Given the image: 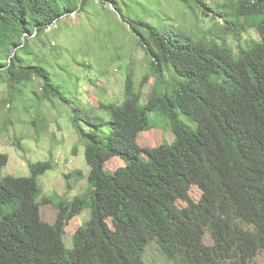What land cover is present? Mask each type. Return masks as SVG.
I'll list each match as a JSON object with an SVG mask.
<instances>
[{"label": "trees", "instance_id": "obj_1", "mask_svg": "<svg viewBox=\"0 0 264 264\" xmlns=\"http://www.w3.org/2000/svg\"><path fill=\"white\" fill-rule=\"evenodd\" d=\"M94 1L0 0V77L10 102H24L21 86L37 76L42 90L30 91L34 106L54 98L75 103L71 120L90 166L89 190L62 197L54 223L42 218L41 203L51 200L41 199L38 181L53 160L31 162L28 176L0 174V264H147L153 239L180 264H249L264 250V0H178L198 17L223 21L221 30L205 32L169 24L158 0H116L150 59L143 82H155L143 102L128 68L126 98L104 105L108 119L82 110L71 95L67 63L76 56L55 72L39 50L51 25ZM247 28L260 39L244 46ZM154 112L175 138L144 148L138 136ZM111 157L125 166L107 170ZM8 160L0 152V172ZM192 184L202 189L198 201ZM86 208L90 219L67 247L65 227ZM207 232L213 244L205 242Z\"/></svg>", "mask_w": 264, "mask_h": 264}, {"label": "rangeland", "instance_id": "obj_2", "mask_svg": "<svg viewBox=\"0 0 264 264\" xmlns=\"http://www.w3.org/2000/svg\"><path fill=\"white\" fill-rule=\"evenodd\" d=\"M101 1L95 0L86 11L64 16L60 22L51 25L44 35L46 45L40 44L39 50L55 72L57 65L67 62L70 56H76L67 63L69 78L65 82L71 84V95L82 110L99 119H108L110 112L105 110L104 105L122 103L126 98L124 89L128 68L133 73L136 89L143 102L149 98L155 77L151 76L143 82L149 72L150 59L137 44V39L133 38L129 23L114 8L116 0H105L106 3ZM158 4L169 14L166 18L171 25L193 27L201 32L210 26L216 30L223 28L222 20L198 17L178 0H158ZM258 39L260 36L256 29L247 28L241 44L247 46ZM228 41L237 53V41L231 36ZM33 46L37 48V45ZM170 77L167 73V78ZM21 89L25 91L23 98L29 109L20 99L10 102L7 82L0 77V152L9 156L0 174L28 176L31 162L53 160L54 167L40 175L38 181L43 186L41 199L45 197L51 200L42 201V218L54 223L58 215L57 202L62 197L71 200L89 190L87 175L90 166L85 157V142L71 120L75 103L67 104L54 98L53 101L34 106L30 91L42 90V80L37 76L30 86L22 84ZM150 121V127L138 136L142 147L154 148L162 142L173 141L175 132L163 116L150 113ZM17 139L23 144L22 148L14 144ZM124 166L125 161L119 157H111L105 163V168L111 172ZM202 193L199 185H191L190 195L194 200L198 201ZM177 204L181 208L186 206L184 200H178ZM89 219L90 208L70 219L64 233L67 247H73L76 230ZM204 240L207 244H213L209 232ZM144 261L147 264H180L167 257L157 239L148 242ZM249 264H264V250Z\"/></svg>", "mask_w": 264, "mask_h": 264}]
</instances>
